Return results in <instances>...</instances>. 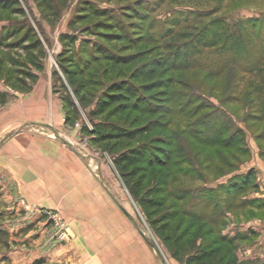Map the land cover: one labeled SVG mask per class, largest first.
Listing matches in <instances>:
<instances>
[{"label":"rangeland","instance_id":"obj_1","mask_svg":"<svg viewBox=\"0 0 264 264\" xmlns=\"http://www.w3.org/2000/svg\"><path fill=\"white\" fill-rule=\"evenodd\" d=\"M13 1L8 10L0 12V38L3 41L0 57L4 56L6 60L3 68L13 61H20L26 52L21 43L9 47L6 42L21 39L25 33L40 38L44 55L38 60L40 69L30 62L27 65L37 73V79L28 89H13L0 77V100L35 93L44 99L52 97L62 102L61 98L66 97L74 101V110H77L70 120L66 121L63 115L66 128L68 131L75 129L77 141L91 147L92 155L109 163L120 183L122 206L129 213L130 222L154 244L161 264H186L187 259L201 258L207 253L204 249H208L209 239L196 234L188 239L178 255H172V239L166 240V235H172L174 231L179 233L189 223L194 229L202 219L191 218V214L202 213L210 221L214 217L217 221L212 226L215 231L238 241L248 237V231L242 228L244 225L254 226L257 230L261 227L264 232V220L259 219L255 211L259 207L264 218V115L253 110L250 103L252 99L258 103L264 100V0ZM81 5L87 8L83 9ZM76 15L84 18H75ZM74 18L76 21L72 26L69 23ZM100 21V24L108 21L115 26L111 30L102 26L95 28L94 23ZM85 26L90 27L83 32ZM106 32L121 33L126 38L107 42L99 34ZM62 34L75 39L71 42L66 38L64 42ZM142 34L148 37L151 45L144 61L169 53L163 47L166 39L164 41L162 35L167 36L168 41L175 40L173 45L180 50H187L189 58L178 60L168 75L173 79L174 90L182 88L185 93L196 88L190 91L186 103L177 98L176 103L169 105L172 115H166V129L158 130L156 134L162 141L166 140V145H162L167 149L166 154L171 155L173 164L166 171V181L162 185L151 184L158 193L156 197L163 202L151 215V219L157 220L154 228L124 184L113 162L114 153L104 142H94L91 135L82 131L84 126L92 128L91 111L102 87L86 89L84 102L80 103L57 60L63 49L67 56L71 53L74 60L89 59L98 55L99 49L126 53L125 45L131 37ZM30 40L25 39L22 43ZM47 127L44 123L32 128L43 132L48 130ZM82 133L89 135L85 138L88 145L84 143ZM155 145L158 146L153 143V147ZM17 200L23 214L27 215L18 219L8 217L13 208L4 209L5 203L0 199V264H27L35 256L32 249L35 245L50 248L71 237L69 224L59 211ZM24 205L33 211L28 212ZM40 208L51 209L62 217L58 228L45 215L43 219L38 216L44 223L40 229L36 221L35 227L23 228L28 224L23 220L30 215H43L38 211ZM177 224L180 231L175 230ZM259 235H256L257 241L263 244V249L247 245L244 250L250 251L251 255L261 253L264 257V243Z\"/></svg>","mask_w":264,"mask_h":264},{"label":"crops","instance_id":"obj_2","mask_svg":"<svg viewBox=\"0 0 264 264\" xmlns=\"http://www.w3.org/2000/svg\"><path fill=\"white\" fill-rule=\"evenodd\" d=\"M0 101L3 208H13L8 217L17 219L27 216L17 199L55 209L65 217L71 233L68 240L50 248L35 245V256L27 264H161L154 245L123 211L122 189L109 163L78 142L75 129L66 128L62 102L35 93ZM44 123L47 131L32 128ZM82 136L88 145L85 138L89 135ZM255 211L264 220L259 207ZM38 216L44 217L38 213L23 220L28 222L23 228L35 227V221L39 229L43 227ZM244 226L248 237L235 240L238 261L264 264L261 253L251 255L244 250L247 245L263 249L256 237L260 234L264 243L263 229Z\"/></svg>","mask_w":264,"mask_h":264},{"label":"trees","instance_id":"obj_3","mask_svg":"<svg viewBox=\"0 0 264 264\" xmlns=\"http://www.w3.org/2000/svg\"><path fill=\"white\" fill-rule=\"evenodd\" d=\"M12 3L14 4L13 0H0V12L8 10ZM81 8L84 9L87 6L81 5ZM137 8L140 9V7ZM75 18H84V16L76 15ZM75 18L69 23L70 25L74 26ZM101 22L94 23V27L98 29L102 26L111 30L115 26L114 23L108 21L100 24ZM89 27L85 26L82 31L89 30ZM31 30L32 28H30ZM27 34L30 33L23 34L21 39L6 42L8 44L6 46L9 47L21 43L25 48L26 52L21 56L20 61H13L12 64L3 68L2 65L6 60L4 56L0 57V77L16 90L28 89L30 84L37 79V73L32 72L27 65L30 62L34 67L40 69L41 65L38 60L44 55L40 38ZM99 34L107 42H111L114 38L123 39L125 37L124 34L117 32ZM66 38L71 42L75 39L74 36L61 35L62 41L65 42ZM162 38L164 41L166 39V45L164 42L165 46L163 47L169 53L150 61H144V57L151 51V48H148L151 45H149L148 37L143 34L131 37L125 45L126 53L106 52V50L99 49L98 55H92L89 59L74 60L73 55L70 53L67 56L66 49H63L57 55L58 64L66 76L67 83L80 103L84 102L86 89L99 85L102 87L95 107L91 111L92 128L84 126L82 131L91 135L94 142H104L108 150L114 153L113 162L116 169L153 228L157 220L151 219V215L163 202L156 197L158 193L155 192L156 190L151 184H155L157 187L162 185L166 181V171L170 170L173 164H171L173 160L171 155L166 154L167 149L162 145H166V140L162 141L156 134L158 130L166 129V115H172L168 108L169 105L176 103L177 98L186 103L185 99L190 97V91L196 89L195 87L190 88L185 93L182 88L173 89L171 84L173 79L168 73L176 67L178 60L182 58L187 60L190 54L187 50L175 47L173 45L175 40L173 41L171 36L172 40L169 41L165 35H162ZM25 39L32 40L22 43ZM1 42L3 41L0 38ZM34 49L37 50V53L34 52ZM254 90L260 92L259 88L254 87ZM61 99L64 117L66 121H69L77 110H74L75 103L73 100H67L66 97ZM250 103L253 110L258 111L259 115H264V100L258 103L252 99ZM95 118L97 121L94 120ZM153 143L158 146L153 147ZM226 145L231 146L230 144ZM236 185L237 183L232 187ZM152 193L153 195H151ZM190 217L202 220L194 229L189 223L180 231L179 224H177L175 230L179 229L180 232L174 231L172 235H166V240L172 239V255H178L186 246L188 239L198 234L201 238L209 239L208 249H204L207 253L201 258L196 256L187 259L186 264H191L193 261L197 264H257L238 261L235 254V239L215 231V228L212 227L217 223L216 220H213L214 217L213 219L211 217V221L208 217H203L202 213L191 214ZM208 222L210 223L209 227L206 226ZM168 226L169 224L166 222V228ZM200 229H202L201 232Z\"/></svg>","mask_w":264,"mask_h":264},{"label":"built area","instance_id":"obj_4","mask_svg":"<svg viewBox=\"0 0 264 264\" xmlns=\"http://www.w3.org/2000/svg\"><path fill=\"white\" fill-rule=\"evenodd\" d=\"M77 125H78V123H76V126ZM24 208L27 209L28 212L33 211L31 209V207L28 205H24ZM38 211L41 212L43 215L49 217V219H51L53 221V223L55 224L56 228H58L59 224L63 221L62 217L59 214L53 212V210H51V209L40 208V209H38Z\"/></svg>","mask_w":264,"mask_h":264},{"label":"water","instance_id":"obj_5","mask_svg":"<svg viewBox=\"0 0 264 264\" xmlns=\"http://www.w3.org/2000/svg\"><path fill=\"white\" fill-rule=\"evenodd\" d=\"M123 211L129 216V213H127V211H125L124 209H123ZM143 234V233H142ZM145 237V236H144ZM147 240H148V238L147 237H145ZM149 241V240H148ZM152 245H154L153 243H152ZM155 247V246H154Z\"/></svg>","mask_w":264,"mask_h":264}]
</instances>
